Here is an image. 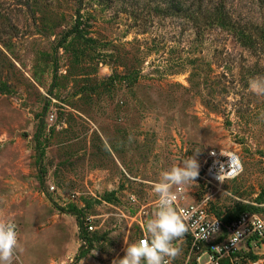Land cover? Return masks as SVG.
I'll use <instances>...</instances> for the list:
<instances>
[{"label": "rangeland", "instance_id": "374dc122", "mask_svg": "<svg viewBox=\"0 0 264 264\" xmlns=\"http://www.w3.org/2000/svg\"><path fill=\"white\" fill-rule=\"evenodd\" d=\"M226 1L241 22H264L259 1ZM185 5L197 8L195 0H0V219L16 224L13 264L123 258L158 210L152 185L194 151L199 175L182 185V202L264 217V95L249 89L264 77V50ZM210 148L237 152L241 172L207 180ZM72 205L91 241L77 261L88 243ZM254 241L220 264H264V236ZM174 245L175 264H211L186 235Z\"/></svg>", "mask_w": 264, "mask_h": 264}, {"label": "clouds", "instance_id": "9594fccd", "mask_svg": "<svg viewBox=\"0 0 264 264\" xmlns=\"http://www.w3.org/2000/svg\"><path fill=\"white\" fill-rule=\"evenodd\" d=\"M249 89L258 96L264 95V77L250 79ZM198 153L199 151H194L193 156L182 158L177 165L160 173V179L152 185L153 192L158 196V210L154 218L145 223L146 235L127 245L123 258L114 260L112 264H170L180 254L174 241L188 233L189 213H181L174 206L177 195L173 188L196 180L199 175ZM223 174L221 172L218 175L220 181ZM257 228L264 232V224H258ZM208 235L204 228L201 231L202 238L206 239ZM232 243L235 246L238 240H233ZM18 247L16 224L11 220L0 219V264H13Z\"/></svg>", "mask_w": 264, "mask_h": 264}, {"label": "built area", "instance_id": "2783aa9c", "mask_svg": "<svg viewBox=\"0 0 264 264\" xmlns=\"http://www.w3.org/2000/svg\"><path fill=\"white\" fill-rule=\"evenodd\" d=\"M242 168L241 157L237 152L223 148H210L205 158L204 176L207 180L222 182L224 179L236 177ZM221 172L224 173L222 181L218 179ZM51 188L54 186L51 185ZM182 191V186H177L173 190L177 195L174 206L181 213H189L187 223L190 228L186 236L190 241V251L205 252L208 263L220 264L225 257H229L238 249L243 240L256 241L264 236V232L257 228L258 224H264V217L259 213L243 211L231 219H225L222 215L209 211L204 200L182 202ZM88 227L92 228L93 225L89 223ZM204 228L209 233L206 239L201 236ZM145 235L146 233H143L138 240ZM233 240H238L235 246L232 243ZM170 264L175 263L171 260Z\"/></svg>", "mask_w": 264, "mask_h": 264}, {"label": "trees", "instance_id": "16d2710c", "mask_svg": "<svg viewBox=\"0 0 264 264\" xmlns=\"http://www.w3.org/2000/svg\"><path fill=\"white\" fill-rule=\"evenodd\" d=\"M194 1V0H193ZM260 4H264V0H257ZM197 4V8L190 9V6H186L183 8L184 11L189 12L190 15H194V17L199 16V20H203L205 24L208 25H217L223 28L229 29L234 36H236L242 43L247 44L253 50H264V22L252 21L248 24V22H241L237 16L233 14L231 9L226 6V0H195ZM77 20L80 18L79 8H77ZM189 15V16H190ZM196 20V22H199ZM74 30L78 29L77 24L73 26ZM6 88L0 86V91H6ZM46 109V108H45ZM264 197V187L258 194V198ZM257 198V199H258ZM245 207H248L245 205ZM68 211L76 214L78 219V227L80 230V236L88 243L87 245L81 244L79 249L75 255V261L81 258L84 253L90 248L91 241L88 237L82 234L83 223L78 213V208L72 205ZM237 214L223 216L225 219H231ZM85 246V247H84ZM200 250L196 251L199 252ZM196 254V253H195Z\"/></svg>", "mask_w": 264, "mask_h": 264}]
</instances>
